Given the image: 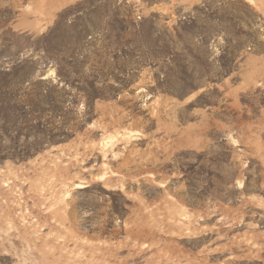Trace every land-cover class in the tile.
Returning <instances> with one entry per match:
<instances>
[{"label":"rangeland","instance_id":"1","mask_svg":"<svg viewBox=\"0 0 264 264\" xmlns=\"http://www.w3.org/2000/svg\"><path fill=\"white\" fill-rule=\"evenodd\" d=\"M0 264H264V0H0Z\"/></svg>","mask_w":264,"mask_h":264}]
</instances>
